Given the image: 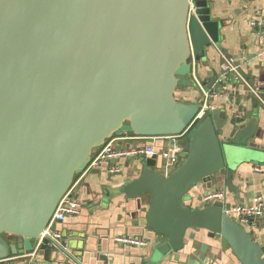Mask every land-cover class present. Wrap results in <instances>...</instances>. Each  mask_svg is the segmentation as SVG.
<instances>
[{
	"label": "water",
	"instance_id": "water-1",
	"mask_svg": "<svg viewBox=\"0 0 264 264\" xmlns=\"http://www.w3.org/2000/svg\"><path fill=\"white\" fill-rule=\"evenodd\" d=\"M211 1L0 0V264L35 249L76 176L107 140L133 133L151 145L153 137L189 127L201 97L184 100L177 92L191 85L193 58L205 57L220 39ZM228 123L222 109L207 111L172 173L155 170L160 155L135 158V176L113 187L135 211L141 196L149 197L141 224L162 244L140 264H165L184 250L191 229L223 238L241 264H264V244L222 202L192 203L199 182L231 184L243 160L264 166V141L236 127L226 136ZM66 244L47 236L40 251L47 261L64 253L113 264L104 243L74 254ZM185 264H206L205 257Z\"/></svg>",
	"mask_w": 264,
	"mask_h": 264
},
{
	"label": "crops",
	"instance_id": "crops-1",
	"mask_svg": "<svg viewBox=\"0 0 264 264\" xmlns=\"http://www.w3.org/2000/svg\"><path fill=\"white\" fill-rule=\"evenodd\" d=\"M211 7L212 16L221 22L220 39L216 45L210 47L205 57L200 60L193 58L192 82L185 89L178 90L180 98H198L201 91L194 78L203 87L209 88L212 80L217 79L221 73L223 56H233L240 63L242 74L264 99V33L257 34L250 25V20L264 11V0H212ZM234 97L216 101L217 108L228 115L226 136L236 127L238 132L246 129L253 140L264 141V104L261 99L243 88ZM236 110L244 116L239 120V127L234 123L236 118L233 112ZM125 136L132 137L129 134ZM136 144L143 142L131 138L119 140L117 143L120 147ZM134 162V157L124 158L118 163L109 162L103 166L88 168L81 174L77 190V197L82 203L81 213L58 224V231L63 234V240L70 246L72 254L83 250L85 252L87 248L96 250L100 243H104L107 246L108 260L113 261V264H140V258H152L155 249L150 253L151 247L155 248L161 237L154 235L147 226L141 224L148 208L149 197L141 196V208L135 211L130 209L127 197L113 189L117 183L135 176ZM111 164L120 166L122 171L110 174L108 166ZM214 187V190L221 189L226 192L227 204L250 203L255 196L264 198V166L253 161H240L231 184L218 179V184ZM107 192L110 193L109 196ZM198 192H206L202 182L198 184L196 192L192 193L196 202ZM134 212L136 217L133 216ZM257 222L258 229L254 235L259 238L260 244H264V219ZM123 235L143 236L150 240V244L147 247L120 245L116 238ZM185 243L184 250L167 258L165 264H185L190 258L201 256L205 257L206 264H241L223 238L210 237L205 230H189ZM116 251L120 253H115ZM138 252L141 257L135 256ZM25 253L27 252L23 251L19 255ZM103 254L99 253L100 256H104ZM41 258L47 261L44 252H41ZM76 260L64 253H51L49 262L86 264ZM12 262L22 264L23 260L15 258ZM102 263L104 264L99 258L89 261V264Z\"/></svg>",
	"mask_w": 264,
	"mask_h": 264
},
{
	"label": "built area",
	"instance_id": "built-area-1",
	"mask_svg": "<svg viewBox=\"0 0 264 264\" xmlns=\"http://www.w3.org/2000/svg\"><path fill=\"white\" fill-rule=\"evenodd\" d=\"M193 7V6H192ZM250 25L254 32L257 34L264 33V11L258 13L254 18L250 20ZM222 70L219 77L216 79L214 85L210 88L203 87L202 84L195 77L196 83L200 87V97L202 107L198 114L195 116L189 127L178 135H164L153 137L154 144H147L145 137L132 136L127 137L122 135L120 137L114 136L106 141V143L99 149H97L92 157V160L88 168L103 166L105 163H118L124 158H151L154 155L161 156V166L166 165L169 168H178L184 161L183 159V143L185 138L189 135L195 124L202 119L206 112L217 108V100L220 98L230 99L239 92L240 88L247 89L250 92L255 93L264 104V99L258 91L255 90L253 85L242 74L240 63L233 56H223ZM233 116L236 118L234 123L237 125L239 120L243 119V115L237 110L233 112ZM239 125V124H238ZM136 139L143 144H136L129 147H120L117 145L119 140ZM157 143H161L160 150L156 152ZM109 167L110 174H118L122 171L120 166L111 164ZM87 168V169H88ZM86 169V170H87ZM81 176V175H80ZM75 179L70 190L60 201L55 213L53 214L47 229L41 235L37 246L33 251L19 255L17 258L22 259V264H61L56 262L44 261L41 258L40 245L43 239L47 236L52 237L59 243L64 239L63 234L58 230H52V225L61 224L67 220L70 216H77L81 213L82 203L77 197V190L81 180V177ZM199 184V183H198ZM198 184L194 189H198ZM194 197V195L192 194ZM193 202V201H192ZM197 202H204L212 204L215 202H222L225 212L235 218V220L242 225L250 234L258 229V222H252L251 220L264 219V198L262 196H255L250 203L242 204H227L226 192L221 189L208 190L206 192H198ZM116 242L124 246L133 247H147L150 244V240L143 236L123 235L116 238ZM66 251L70 249L65 246Z\"/></svg>",
	"mask_w": 264,
	"mask_h": 264
},
{
	"label": "rangeland",
	"instance_id": "rangeland-1",
	"mask_svg": "<svg viewBox=\"0 0 264 264\" xmlns=\"http://www.w3.org/2000/svg\"><path fill=\"white\" fill-rule=\"evenodd\" d=\"M177 94H178V92H177ZM178 96H179V98H180V96L181 95H179L178 94ZM181 99V98H180ZM187 154H188V152H187V150L185 149V151L183 150V159L185 160L186 159V157H187ZM142 160V159H141ZM143 161V160H142ZM258 163V162H257ZM155 170L157 171V172H159V173H161V174H163V175H169L170 173H172L174 170H175V168H169V167H167L166 165H164V166H160V167H158V168H155ZM199 183H201V182H199ZM202 186L204 187V189L206 190V191H208V190H214V186H209L208 184H206V183H204V182H202ZM194 191L196 192V189H193L192 190V192H191V194L192 193H194ZM187 198H189V197H187ZM196 201L195 200H193V205H196ZM252 236H254V238H256V240L257 241H259V238H257L254 234H251ZM227 243V242H226ZM161 244H162V239H160L159 241H158V243H156V246H155V251L154 252H157V250H159L160 249V247H161Z\"/></svg>",
	"mask_w": 264,
	"mask_h": 264
},
{
	"label": "trees",
	"instance_id": "trees-1",
	"mask_svg": "<svg viewBox=\"0 0 264 264\" xmlns=\"http://www.w3.org/2000/svg\"><path fill=\"white\" fill-rule=\"evenodd\" d=\"M186 87H187V86H186ZM186 87H184V86H179V87H178V90H179V89H181V90H182V89H185ZM127 134L132 135V136H135V134H133V133H126V134H123V135H127ZM81 174H82V173H81ZM81 174H79L78 176H76L75 179H77V177H79Z\"/></svg>",
	"mask_w": 264,
	"mask_h": 264
}]
</instances>
